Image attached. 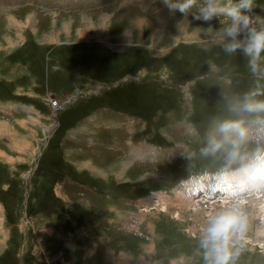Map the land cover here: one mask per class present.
<instances>
[{
    "label": "rangeland",
    "instance_id": "rangeland-1",
    "mask_svg": "<svg viewBox=\"0 0 264 264\" xmlns=\"http://www.w3.org/2000/svg\"><path fill=\"white\" fill-rule=\"evenodd\" d=\"M24 1L0 0V264H180L181 257L202 264L196 237L211 206L223 204L209 183L219 164L189 161L181 146L198 151L213 118L231 115L225 97L254 86L246 60L223 53L219 20L172 14L161 0ZM99 10L119 25L133 18L142 25L129 26L132 43L110 37L111 48L77 34L64 41L61 30V42H44L43 27L33 37L37 19L48 30L63 17L74 25L79 13L98 19ZM251 15L264 21V0H255ZM10 32L20 42L12 44ZM123 35L126 42L130 33ZM120 84V93L95 101L120 98L130 106L82 105L95 87ZM73 93L69 107L58 109ZM128 114L132 132L118 121ZM188 126L199 134L186 135ZM201 178L204 187L194 181ZM263 194H246L253 231L237 264H264V237L255 232Z\"/></svg>",
    "mask_w": 264,
    "mask_h": 264
},
{
    "label": "clouds",
    "instance_id": "clouds-1",
    "mask_svg": "<svg viewBox=\"0 0 264 264\" xmlns=\"http://www.w3.org/2000/svg\"><path fill=\"white\" fill-rule=\"evenodd\" d=\"M161 2L172 14L191 15L194 20L208 24L219 20L221 27L217 36L223 53L227 57L242 56L253 78L254 86L249 91L225 97L231 115L213 118L198 151L181 146L182 155L189 161L199 156L219 164L210 174V183L221 194L223 204L205 215L196 237V252L202 264H237L253 231V217L245 204L246 194L264 193V21L251 15L255 0ZM257 21H260L259 27ZM185 134L199 133L194 126H188ZM253 142L257 146L250 150ZM255 232L258 237H264V219ZM170 264L178 262L173 259ZM180 264H184L183 257Z\"/></svg>",
    "mask_w": 264,
    "mask_h": 264
},
{
    "label": "crops",
    "instance_id": "crops-1",
    "mask_svg": "<svg viewBox=\"0 0 264 264\" xmlns=\"http://www.w3.org/2000/svg\"><path fill=\"white\" fill-rule=\"evenodd\" d=\"M22 2H24V1H22ZM116 8H117V6H116ZM28 12H29V14L31 16V12L32 11H27V13ZM54 12H56V11H54ZM108 13L109 12H106V10H99V14L100 15H99L98 19H94L95 17L90 16L88 13H79L78 14L79 15V17H78L79 19L77 18L78 20H77L76 23H74V25H72V23L70 21L71 17L69 19H67V18L64 19V17H63L61 21L52 20L51 21V26H49L48 30L45 27V24L42 21L39 22V19H37L36 22H33L34 23L33 26H30V27L32 29V33H33V37L34 38L35 37L38 38V35H37V33H38V29L37 28L38 27L39 28L43 27V29H46V31H44L43 38H42V40L44 42H47V41L61 42V40H59V37H58V32L61 30V31L64 32L66 37H68V39L66 38L64 41H71L70 37H72V36L77 34V37H75V39L80 38V37H84L85 39H89L88 36H91V35L96 36L98 38H101V39H97V40L105 41L107 43V45L110 46L111 48H113L112 45L114 43L110 41V37H115V41H117V43H119L117 45H121L123 43H132L131 27H139V26H142V25H136L134 23V21H133L134 18L130 21V23L128 22V24L119 25V24L115 23V21H112V20L108 19ZM10 18L13 19V20L16 19L17 23L22 25L21 22H20V19H17L18 18L17 16H15V17L14 16H10ZM66 25H67V27H66ZM117 25H119V27L117 29H115L114 31L110 30L111 29L110 27H112V26L117 27ZM26 26H28V25H26ZM129 26H131V27H129ZM82 29H83V31H81ZM124 32H129L130 33V37H129V39L126 42L124 41V35H123ZM182 32L183 31H181V34H182ZM12 34H14V37L11 38L9 36V39L12 41V44H13V42L14 43L15 42H20L22 37L19 38L20 36H18L16 33H11V35ZM9 39L7 38V40H9ZM15 39H17V41H14ZM39 42H41V41H39ZM166 46H167V44L165 46H163V47L160 46L159 51H161L162 48L166 49L167 48ZM48 55L49 54L47 53L46 54V56H47L46 64H48V59H49ZM155 55L156 54H154V56ZM91 61L93 62V65H91V70H94L96 68V63L93 60H91ZM50 65H51V70L54 71L53 74L56 73L55 75H56V77L59 78V80L63 79V78L60 77V75L62 74V71L59 70L57 72V69H61V68L54 67V66H53L54 67L53 68L51 62H50ZM57 65H58V63H57ZM5 76H7V75H5ZM131 76H134V75H131ZM115 79H117V78H115ZM90 88H91V86H89V89ZM120 88H122V84L117 85V86H112L110 88H106V87L102 88L101 86H100V88H96L95 87V89H92L93 91L92 90L90 91V94L86 93L88 97L82 99L84 102L83 103L81 102V103H82V105H86L88 102H92V100H93L95 103H93L92 105L93 106H98V107H101V106L118 107V106H122L121 103L125 104L124 106H130V105H128L129 103L125 102L127 100H122L120 98H119L120 103H119V100H116L115 102L103 100L102 102H99V103L95 101L96 99H98L99 95L100 96H104V97L106 96L103 92H113L114 93V92L117 91V92L120 93V90H121ZM89 89H87L86 91H89ZM63 90L66 91L65 89H63ZM82 92H84V91H82ZM6 93L8 94V92H6ZM73 94L77 95L76 93H73ZM4 95L6 96V94H4ZM75 95H72V96H75ZM8 96L10 97L11 94L9 93ZM19 97H25V96L24 95H20ZM68 97H70V95L66 96L64 99L66 100ZM121 97H123V96H121ZM64 99H63V101H64ZM81 103L79 102V104H81ZM0 136H3V135L0 134Z\"/></svg>",
    "mask_w": 264,
    "mask_h": 264
},
{
    "label": "bare ground",
    "instance_id": "bare-ground-1",
    "mask_svg": "<svg viewBox=\"0 0 264 264\" xmlns=\"http://www.w3.org/2000/svg\"><path fill=\"white\" fill-rule=\"evenodd\" d=\"M13 22H16L15 19L13 20ZM26 24H27V23H26ZM59 105H61V102H60ZM54 107H55V106H53V108H54ZM27 175H28V174H27ZM209 177H210V176H209ZM209 177H207V178H209ZM197 180H198V179H197ZM209 180H210V179H209ZM194 181H195L196 183H198V184H201V185L204 187V184H203L202 178H201L200 180H198V181H196V180H194ZM209 183H210V182H209ZM197 187H200V186H197ZM187 188H188V187H187ZM187 188H185V189L183 190V194H182L181 197L189 195L188 192H189V189H190V188H188V189H187ZM205 191L207 192V190H205ZM260 194H262V193H260ZM252 196H253V195H251L250 197H252ZM258 196H259V195H258ZM262 196H264V194H263V195H260L259 198H261ZM219 200H221V202L223 201L221 197L219 198ZM219 200H218V202H219ZM205 201H208V200H205ZM205 201H204V202H205ZM259 201H260V200H259ZM157 202H158V201H157ZM208 202H210V201H208ZM262 202H263V205H261V206L263 207L262 209H264V201H262ZM259 203H260V202H259ZM154 204H155V203H154ZM221 204H222V203H221ZM259 205H260V204H259ZM211 208H212V209H211V211H212V210L216 209L217 206H214V204H213V205L211 206ZM163 209H164V210L167 209L165 205H163ZM198 209H199V208H196V211H198ZM263 211H264V210H263ZM263 219H264V218H263ZM250 239H251V238H250Z\"/></svg>",
    "mask_w": 264,
    "mask_h": 264
},
{
    "label": "built area",
    "instance_id": "built-area-1",
    "mask_svg": "<svg viewBox=\"0 0 264 264\" xmlns=\"http://www.w3.org/2000/svg\"><path fill=\"white\" fill-rule=\"evenodd\" d=\"M72 1H73V0H72ZM72 1H71V2H72ZM94 1L99 2L100 0H94Z\"/></svg>",
    "mask_w": 264,
    "mask_h": 264
}]
</instances>
